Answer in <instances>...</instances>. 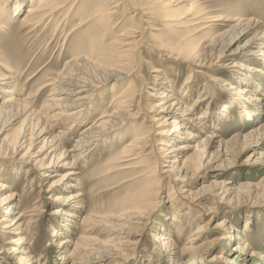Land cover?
<instances>
[{
  "label": "rangeland",
  "instance_id": "374dc122",
  "mask_svg": "<svg viewBox=\"0 0 264 264\" xmlns=\"http://www.w3.org/2000/svg\"><path fill=\"white\" fill-rule=\"evenodd\" d=\"M61 1L53 18L34 33L17 28L21 14L2 21L0 86L8 83L0 90V101L11 95L36 112L46 110L53 98L66 97L69 103L77 95L60 91L58 81L70 70L97 88L71 116L51 119L61 110L52 107L33 118L11 119L1 132L0 184L7 188L0 191V200L7 194L13 197L0 205V264H72L67 259L71 252L78 264H224L213 261L214 254L239 264H264V0L173 2L172 9L182 5L179 12L194 5L205 16L218 18L178 27L163 20L160 4L140 13L133 9L134 0ZM98 2L108 4L113 13L98 17ZM90 37L98 39L94 49L88 46ZM178 46L190 48L191 58L185 51L178 54ZM70 63L77 66L70 68ZM119 73L126 75L117 78ZM111 76L116 78L107 79ZM126 90L134 94L127 108L130 116L113 119L117 126L92 139L89 149L81 147L74 158L68 156L81 132L96 128L101 116L115 107L112 98ZM163 92L181 101L179 116H170L165 127L172 128L173 118L179 117L186 128L176 129L160 145L163 150L149 151L163 139L152 134L154 142L146 151L113 163L116 151L136 130H150L145 115L159 111L149 108L159 104ZM199 96L202 102L196 101ZM188 107L190 119L184 112ZM185 131L193 137L186 138ZM32 132L36 139L23 156L29 140L21 137ZM58 134L59 146L51 154V139ZM18 141L23 143L13 152L11 146ZM190 141L193 148L165 162L172 159L162 155ZM184 155L191 159L186 169ZM163 165H172L161 167L169 171L165 178L150 183L159 176L151 174L153 169ZM70 170L74 174L62 178ZM143 186L153 190V211L138 223L119 219L130 206V196ZM74 193H81L77 203L55 199ZM10 207L23 215L25 232L3 228L2 215ZM58 208L62 212L56 213ZM120 224L127 225L122 229L126 234H118ZM201 226L206 238L198 240L202 248L193 263L198 252L178 250L195 242ZM161 234L172 239L168 248L158 240ZM117 237L124 239L112 245ZM245 243L248 248H243Z\"/></svg>",
  "mask_w": 264,
  "mask_h": 264
},
{
  "label": "bare ground",
  "instance_id": "6f19581e",
  "mask_svg": "<svg viewBox=\"0 0 264 264\" xmlns=\"http://www.w3.org/2000/svg\"><path fill=\"white\" fill-rule=\"evenodd\" d=\"M134 1H137V2L134 3L132 1L134 3L133 4L134 5L133 9L137 10L140 13H143V12H145L147 10L149 11V9L152 8V6L155 5V4H160L161 8H163V11H161L162 17H164L163 20L168 23V26H177L178 27L179 25H183V24L188 23V22L191 23V25H200V23L209 22V21H213V20L218 19V18H209V17L205 16V13H203L201 9H198L199 8L198 5H197L198 7H196L194 5H191L184 12H179V10H180L182 5L174 8V9L169 7L171 3L173 4V2H176V4H180L181 2L183 3L185 0H134ZM63 2L64 1H61V0L60 1L59 0H15V2L12 1L11 4L7 5V1L0 0V3L2 4V5L0 4V30H1V26H4V25H2V21H5L6 19L10 20V19L13 18L12 16H17V15L21 14V16L18 18L19 22H18V27L17 28L20 27L19 30H21V29L23 30V28H24L25 30H28L27 32H29L28 34H30L33 31H35L39 26H41V25L44 26V23L48 22L51 19L52 15L56 11H58L59 8L62 7V5H60V4L63 3ZM99 2L96 3L97 5L94 6L95 14L96 13L99 14L98 17H103L104 15H106V13L107 14L113 13L112 11L109 10L111 8L107 7L108 4H105V3L100 4ZM25 4L27 6H25ZM22 6L23 7L25 6L24 10H23ZM11 26H8V27H5V28L8 29V31H9ZM11 31L13 32V30H11ZM14 32H16V29H15ZM24 33H26V32H24ZM90 38L91 39H90V42H89L88 46H89V48L94 49L98 39L94 38V37H90ZM125 44L129 45V43H127V42ZM173 47H172V49H173ZM178 47L180 48V46H178ZM178 47H176V49ZM174 49H175V47H174ZM174 49L172 51H174ZM123 51H121V52H123ZM126 51L128 52V50H125V52ZM183 51H185L187 53V56L184 55L186 58H188V59L191 58L192 51H191L190 48L188 49V48H185V47H181L179 49V51H177V53L181 55L182 54L181 52H183ZM262 51L264 53V50H262ZM196 58H197V56H196ZM2 64L5 65V63H2ZM70 65H71L70 68H73V67H75L76 64L70 63ZM8 66L5 65V67H7L8 70L11 69L12 66L11 67L9 66L10 68ZM244 68L247 69V67H244ZM152 72L154 73V72H157V71L155 69H153ZM2 75H3V73H2ZM125 75L126 74H124V73H119V75H116V76L118 78V76H125ZM3 76H5V74ZM7 76H9V75H7ZM116 76H113V77L111 76V77H109L107 79H111L112 80V79L116 78ZM9 77H11V76H9ZM5 78L6 77H3V79H5ZM6 81H8V80H6ZM88 81H89V79H88ZM88 81H87V79H85L83 77L77 76L76 73L74 74L71 70H70V72L68 71L67 74H66V77H64L63 80L60 79V81H58V85H60L58 88L62 92H66V93L69 92L68 94L73 95V96L77 95V96H75L74 98L70 99L71 101L69 103L67 102L68 99H66V97H65V99L63 97L57 98V99H54V98L51 99L50 98L52 100L51 103L46 104L45 107L42 106L43 108H46V110H43V109L42 110L46 113L48 110H51L52 107L61 108V110L59 112H56V113H54L53 115L50 116L51 119L53 117H55V116H66L67 117V116H71V115L75 114L76 113V109L79 106L85 104V100L89 99V97L92 94V92H94L95 89L97 88V87H95V85L93 86ZM7 83L8 82H2L1 86H0V90H3V88L7 86ZM242 84H245V82L242 83ZM58 85H56V86H58ZM241 92H243V91H238V93H241ZM172 96L173 95L167 94L165 92H163L161 94V97H160L161 99L159 100L160 101L159 104L157 103L158 105H152L149 108V112L154 111L153 108H155V107H158L159 111L158 112H154V114H152L151 116L145 115V117L148 118V122H149V125H150L149 126L150 130H146V131L136 130L133 133L132 138L130 139V141L126 145L122 146L121 149L116 151V154L114 155L115 158H113V163L123 162L124 161L123 159H125L127 156H129V153H131V152H135L133 154H139V153H142V152L146 151L151 146L150 144H153V142H154V139L151 136L152 134L154 136H162L163 139H161V141H159L156 144L157 145L156 147L149 148V151H151V152H153V150L160 151L162 149V148H160V145H165L166 144L165 141L169 140V138L175 133L176 129H185L186 128L183 125V122L181 124V122L178 121L179 117L173 118V120H172V128L169 129V128L165 127L168 124L167 121H168V118L170 116H172V115L179 116V113H178L179 111L178 110H179V104H180L181 101L178 98H173ZM133 97H134V94L129 92L128 90H126L124 92L122 91V93H119L118 95L113 97L112 101H113L115 107L114 108L112 107L113 108L112 111L108 115L105 114V115L101 116V118L98 121V123L96 122L97 123L96 128H94V129L87 128V129H84V131L81 132V136L78 138V140L76 142V145L74 146V148L71 149V151H73V154L69 155L70 154L69 153L68 156L74 158L75 155H76L75 152L77 150H79L81 147L82 148L83 147H87V149H89L90 148V144H92L91 143L92 139L95 142V139H94L95 137H97L99 135H102L103 133H105L108 130L112 129L113 127L117 126V124L119 123L117 121H121V119L123 117L130 116V114L128 112L129 110H127V108L131 106V104H132L131 101H132ZM196 101L197 102H202L203 98H201L199 96V98ZM29 107H31V106H29L25 100H21L19 98L16 99V98H14L11 95L6 96L2 101H0V118L3 120V121L1 120L3 124H1V126H0V136H1V132L7 130V127L12 123V121H10L11 119L15 120V119H17L19 117L21 118L22 115H25V118H28V117L29 118L30 117L33 118L37 114L40 115L41 113H43V111L42 112H36L34 110L32 111ZM184 112L185 113L187 112L186 114L189 115L188 118L190 119V117L192 115V113H191L192 112V107L186 108V110ZM135 113L137 114L138 111H136ZM185 113H182V118H183V114H185ZM133 115H135V114H133ZM117 118H118L117 121L113 120V119H117ZM199 118H201V117H199ZM197 126H202L200 121L197 122ZM152 128H153V131H151ZM42 130H43V128L39 131L38 134H40V132ZM183 134H185L187 136L186 138L193 137V136H191L190 132H186L185 131ZM26 136H22L21 137V140L22 139L29 140L27 151L23 154V156L28 152V149H29V146L31 145L33 137H35L36 135H34V133L32 132L28 136V138ZM58 138H59V134L53 136L52 139H51V141H52L51 146H50V148H51L50 149V153L51 154H52V152H54L52 150H55L59 146ZM35 139H36V137H35ZM44 140H46V139H44ZM4 141H5V138L4 139H0V146L3 144ZM22 143H23V141L22 142H20V141L14 142L12 144V146H11L13 152H15L22 145ZM24 143H25V141H24ZM191 143L192 142L190 141V142H185V143L182 142V143L176 144L171 150L168 151V152H173L172 154L167 152L164 155H162V157L163 156H167V158L170 157L171 159L172 158H176L178 156V154L183 153L185 149L193 148L194 146L191 145ZM7 146L10 147V145H7ZM22 147H21V149H22ZM136 150H138L139 152H137ZM64 153L65 152L62 151L60 156H64L65 157L66 155H64ZM64 157H62V158H64ZM60 158L61 157H58V159H60ZM181 159H182L181 160L182 167L184 169H186L189 166V164L191 162V159H190L189 156H186V155H184ZM164 160H165V158H164ZM134 162H136V161H134ZM165 162H169V163L173 162V159H172V161H169V160L167 161V159H166ZM174 162H175V160H174ZM68 163L69 162H62L61 165L64 166V165H66ZM74 163L75 162H73V161L70 162V164H71L70 166L72 167ZM41 165H43V162L40 163V166ZM165 166H167V165H163V166H160V168L156 167L155 169H153L151 174H154L155 172H157L159 174V176H157V178L155 177V179L153 181H149L150 183L159 184L162 181V177L165 178V174L169 172L168 169L165 171V170H163V168H161V167H165ZM171 166L172 165L167 166V167L170 168ZM120 168H126V167L122 166ZM72 174H74V171L70 170L67 173H65L64 175H62V178L70 177ZM150 176H152V175H150ZM5 188H7L6 184H0V191L2 189H5ZM152 191L153 190L150 188V186H143L137 192L133 193V195H131L130 198H129L131 200L130 206L129 207H125L119 213V219L125 220L128 223H138L139 221H141L142 218L149 216L151 211H153V209L150 207L151 203H152L151 200H150ZM80 196H81V193H76V194L74 193V194H72L70 196H66L64 198L63 197H59V198H55V199L60 200V201L62 200L63 203H66V202L77 203L78 202V198ZM152 196H154V195H152ZM12 197H13V193L5 195L2 198V200H0V205L5 204ZM62 210H63V208L62 209L58 208L55 212L56 213H60V212H62ZM66 214L70 215L69 212H67ZM2 216H3L2 217L3 228H5L8 233H10V232L14 233V231H15V234H21V233L25 232L24 222H23V215L22 214L16 215L15 210L12 211V207L8 208V212H4V214ZM129 219H133V220L129 221ZM88 220H92V219L88 218ZM133 221H135V222H133ZM124 226L126 228L127 225L120 224V230L118 231V234H121V233H125L126 234V232H124V230H122V229H124ZM215 228H218V227L216 226ZM205 232H206V229L203 226H201V228H199L197 230V235L192 239L195 242H192L191 243L192 245L190 247H188V248L187 247L186 248L183 247L184 249H179L178 251L183 252V251H186V250H191V251H193V253H197L202 248V245L198 244V240L206 238V236L204 234ZM122 238L124 239V237H117V242L113 241L112 245H117V244L120 245L122 240L120 241L118 239H122ZM158 240L160 241V243L165 248H168L169 246L172 245V239L169 236H167V235H162L161 234L158 237ZM243 248H248L247 243H245V245H243ZM174 249H176V247L172 248L171 250H174ZM14 251H16V249ZM175 251H177V250H175ZM74 256L75 255L73 254V252H71L68 255L67 259L70 260L72 264H78L79 262H78V260H76L77 258H75ZM212 260L213 261L223 260L224 264H239L233 258L227 257V256L225 257L222 254H214L213 257H212ZM198 261H199V252L197 253V255L193 256V258L191 259V262H193V263H196ZM13 263H15V260H14Z\"/></svg>",
  "mask_w": 264,
  "mask_h": 264
}]
</instances>
